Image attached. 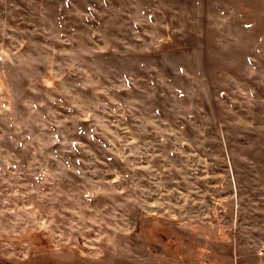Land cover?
I'll return each mask as SVG.
<instances>
[{"label": "rangeland", "instance_id": "1", "mask_svg": "<svg viewBox=\"0 0 264 264\" xmlns=\"http://www.w3.org/2000/svg\"><path fill=\"white\" fill-rule=\"evenodd\" d=\"M0 264H264V0H0Z\"/></svg>", "mask_w": 264, "mask_h": 264}]
</instances>
